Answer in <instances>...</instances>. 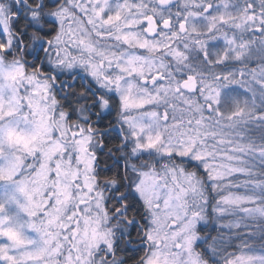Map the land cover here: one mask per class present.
Wrapping results in <instances>:
<instances>
[{
  "label": "snow or ice",
  "instance_id": "1",
  "mask_svg": "<svg viewBox=\"0 0 264 264\" xmlns=\"http://www.w3.org/2000/svg\"><path fill=\"white\" fill-rule=\"evenodd\" d=\"M0 264H264V0H0Z\"/></svg>",
  "mask_w": 264,
  "mask_h": 264
}]
</instances>
